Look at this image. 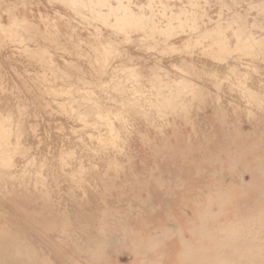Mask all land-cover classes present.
Returning a JSON list of instances; mask_svg holds the SVG:
<instances>
[{"label":"rangeland","instance_id":"obj_1","mask_svg":"<svg viewBox=\"0 0 264 264\" xmlns=\"http://www.w3.org/2000/svg\"><path fill=\"white\" fill-rule=\"evenodd\" d=\"M121 1L0 0V264H246L264 0Z\"/></svg>","mask_w":264,"mask_h":264},{"label":"bare ground","instance_id":"obj_2","mask_svg":"<svg viewBox=\"0 0 264 264\" xmlns=\"http://www.w3.org/2000/svg\"><path fill=\"white\" fill-rule=\"evenodd\" d=\"M93 1H95V2H93ZM92 2L94 4H98V5L100 4L99 6L105 5L107 7V12L104 13L103 15L104 16L113 15L115 17V23L114 24L116 26H120V25H123V24H130V23H132V22L134 23L136 21H141V22L147 21L148 22V19H149V16H145V15H143L141 13L133 12V10H131L129 8V6L124 4L121 0H116L115 4H112L108 0H88L89 4L92 3ZM181 14H185V12L182 11ZM178 15H180V14H178ZM186 20H187L186 17L183 18L181 16H177V17L174 18V20H173V18L168 20L161 27V30H163V31H165V30L166 31H172L175 26H183L185 24ZM218 29H220V26L216 25L215 27H213L212 29H210L208 31L217 32ZM235 35H236V39H237V42H238L237 44L238 45H241V43H243L244 46L252 45V44H256V43H262V39L261 38L260 39H256V37H254L252 34L241 36V35L235 33ZM222 48L223 49L226 48L225 44L222 45ZM206 67H208V66H206ZM217 67H220V66H217ZM223 67L224 66H222V68H220V69H223ZM220 69L217 68L215 70L217 71V70H220ZM222 71H224V70H222ZM222 71H221V74L223 73ZM218 74H220V73H218ZM262 90H264V89H262ZM59 126H61V125H59ZM100 132H102V131H100ZM66 135H67V133H66ZM51 139H53V138L51 137ZM55 141H56V139H55ZM241 227H242V225H241ZM230 233L232 234V233H235V232H232L231 230H229L228 234H230ZM236 251H237L238 254H240L244 258L246 264H264V238H262V241H261L260 245L253 246L251 243H245V244L242 245V247H240Z\"/></svg>","mask_w":264,"mask_h":264}]
</instances>
